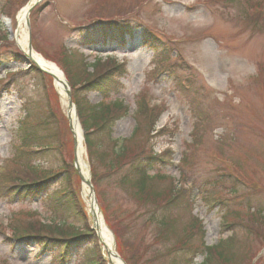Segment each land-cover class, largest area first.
<instances>
[{"label": "rangeland", "instance_id": "374dc122", "mask_svg": "<svg viewBox=\"0 0 264 264\" xmlns=\"http://www.w3.org/2000/svg\"><path fill=\"white\" fill-rule=\"evenodd\" d=\"M26 1L12 4L6 19L1 15L6 0H0V188L20 166L30 171L32 165L36 173L53 177L45 193L9 191L8 197L0 191V264H63L52 260L53 253L41 254L31 235L19 237L14 232L33 222L86 230L80 215L68 209L54 212L47 197L66 192L68 169L63 168L72 152L63 146L71 145L72 138L67 123L49 110L50 80L30 66L12 36L16 13ZM257 7L261 12L254 14ZM29 18L33 49L61 64L70 59L73 71L81 70V57L87 64L96 58L123 63L126 76L120 89L107 97L85 93L90 104L104 106L117 100L126 106L110 126L111 140L122 144L136 122L143 126L148 121L149 114L137 112L142 104L158 111L148 138L137 135L129 143L138 149L145 141L144 151L151 148L154 153L169 150L167 161L158 168L166 178L154 181L160 194L154 202H140L121 183L125 167L111 171L105 160L92 161L97 205L104 207L120 237L127 264H170L175 257H186L188 249L177 246L186 234L182 224L192 215L201 222L207 245L236 232L241 254L234 264H250L255 255L254 264H264V222L248 221L253 211L264 213V0H42ZM112 24L132 28L125 44L97 38V44L87 49L79 45L81 31L75 28ZM51 113L55 119L49 118ZM25 132L43 137L39 145L44 148L28 159L21 150ZM109 138L98 130L90 135L94 155L110 150ZM78 183L72 176L73 189ZM180 184L187 188L179 196L182 204L168 210L169 227L161 229L164 200L172 186ZM223 214L229 222L224 232ZM89 234L66 264L93 261L86 255L95 249L94 235ZM191 243H200L195 228ZM197 255L193 264L203 261L204 253Z\"/></svg>", "mask_w": 264, "mask_h": 264}, {"label": "trees", "instance_id": "16d2710c", "mask_svg": "<svg viewBox=\"0 0 264 264\" xmlns=\"http://www.w3.org/2000/svg\"><path fill=\"white\" fill-rule=\"evenodd\" d=\"M17 0H6V2L1 6L2 14L10 16L11 5L14 4ZM75 30L81 31L78 34V41L82 44H93L97 41V38L102 40H112L118 41L119 44H125L126 35H131L132 28L130 26H117V24L112 25H99L95 27H77ZM114 35V36H112ZM144 41L146 42V33L142 34ZM110 41V42H112ZM151 44V40L146 42ZM18 57L20 58L19 54ZM166 58L161 59L160 62L165 61ZM70 59L68 58L63 60V64L67 67V70L70 73V84H71V95L76 104L77 114L81 121V125L84 129L85 140L87 142L88 150L90 156L95 162H102L105 160V166L111 171L120 170L124 168V172L121 175V183L128 186L134 196L142 203L154 202L158 197L159 192L154 188V181L157 179L166 178L165 175L158 172L159 166L165 164L169 150H164L163 152L154 153L150 148V151H144L145 141L137 148H130V142L135 139L137 135H140L139 138L144 137L146 140L149 136V132L154 126L156 116L158 111L155 107H146L142 104L141 110L137 111L139 115L149 114L148 121L143 122V126L139 122H136V126L133 134L130 138L126 139L121 146L115 148L113 141L109 138L110 126L115 119V111L121 109V104L118 102H113L111 104L102 105L101 102L97 104H89L85 99V93L87 92H97L102 97H107L111 93L117 91L121 86V79L125 76V70L122 64H115L111 60L106 62H101L100 59H97L93 64V71L88 72L85 70V63L80 64V68L77 71L71 70ZM73 71V72H72ZM50 117H53L51 114ZM99 129V133H103L106 137L109 138V141L112 143L113 147L109 151L100 152L97 156L93 154V140L90 139V135L95 129ZM145 129V132H143ZM161 133V131L156 134ZM38 135L34 132H27L22 138V155L28 156L35 152L34 147H30V144L39 141ZM41 138V137H40ZM195 138V136H194ZM137 145V144H135ZM116 146V145H115ZM27 151V152H26ZM30 151V152H28ZM30 153V154H28ZM27 162V160L25 161ZM30 171L24 170L21 166L17 171L11 172L8 176L7 181L1 185L0 191L4 195L9 191L15 195L19 193H24L26 195L32 196L39 194L40 192L45 193V189L51 180V175L47 174H38L34 171L35 166L30 165ZM181 177L184 178L185 175L181 173ZM173 187L171 195L164 200L163 214L161 215L158 223L160 228H168V219L166 214L168 210L173 209L174 207H179L182 202L179 199V196L186 194L187 189ZM7 191V192H6ZM49 201L52 203V209L54 212H57V208L67 209L72 203L73 208L83 217L81 210L75 205L74 202H70L69 199H64L61 201L59 197L54 196V194H49ZM222 218H226V214H223ZM249 222H264V213L260 210L253 211L249 218ZM229 222L225 219L222 221V226L225 227L223 231L228 229ZM182 231H185L184 237L179 238L178 248L186 247L188 249V255L183 258V256L175 257L171 260L170 264H191L194 257L197 254L204 253V264H234L235 258L238 254H241V250L238 251L240 246L239 238L236 236V232L232 231L229 236L219 238L218 242L213 246H207L203 241L204 231L202 229L201 223L198 218H195L193 215L187 218L183 224ZM89 231L88 227L86 226ZM194 228L199 233V244L191 243V238L194 235ZM63 229L54 224H44L42 222H33L28 223L25 226H18L14 228L15 234L23 236H32L36 242L39 244L40 253H53L52 260L59 261L63 264L67 263L66 258L68 255L74 251L78 250L81 240L87 234L86 232H74L71 230ZM247 231H250L251 228L247 227ZM192 230V232H190ZM258 234V233H257ZM55 253V254H54ZM86 255H91L93 261L90 264H102L96 249H93V252L86 251ZM211 262V263H210Z\"/></svg>", "mask_w": 264, "mask_h": 264}, {"label": "bare ground", "instance_id": "6f19581e", "mask_svg": "<svg viewBox=\"0 0 264 264\" xmlns=\"http://www.w3.org/2000/svg\"><path fill=\"white\" fill-rule=\"evenodd\" d=\"M34 1L36 0H30V3H33ZM29 4L23 6L18 11L16 15L17 26H16L15 31L12 33V36L15 38L16 43L18 47L20 48V50L28 58L34 60L41 68L50 72L57 78V80L55 81L56 88L59 92L62 103L66 104L67 102V97L65 95L66 86H65V80L62 74L59 72V70L56 68L54 64L45 60L43 57L37 54L33 49L30 51L27 47V30L25 29L24 21H25V16H26ZM67 112L69 114V117L71 118V125H72V129L75 135V143H76L75 152H76L77 164L81 168L84 180H87L88 176H87V172L85 169V165L83 163V152H84L83 147L84 146H83V139L81 136L80 127H79L77 120H75L76 118H75L74 110L68 109ZM83 194L85 197V201L87 203L88 210L90 211V213L94 215L93 221L97 229V232L100 236L103 248L108 253L109 263L110 264H120L117 258H115L113 254H111L113 250H112V244H111L109 233L107 232V229L105 228L98 214V207L96 204L95 196L89 193L88 186L85 183H83Z\"/></svg>", "mask_w": 264, "mask_h": 264}, {"label": "water", "instance_id": "95a60500", "mask_svg": "<svg viewBox=\"0 0 264 264\" xmlns=\"http://www.w3.org/2000/svg\"><path fill=\"white\" fill-rule=\"evenodd\" d=\"M39 1V0H38ZM37 1V2H38ZM36 2V3H37ZM30 11V9L28 10V12ZM26 24H27V26H29V22H28V18H26ZM28 47H29V49L31 48V44H30V41L28 42Z\"/></svg>", "mask_w": 264, "mask_h": 264}]
</instances>
